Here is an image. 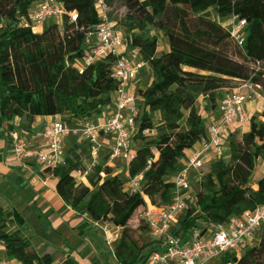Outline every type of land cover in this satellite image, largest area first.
I'll use <instances>...</instances> for the list:
<instances>
[{
  "label": "trees",
  "instance_id": "1",
  "mask_svg": "<svg viewBox=\"0 0 264 264\" xmlns=\"http://www.w3.org/2000/svg\"><path fill=\"white\" fill-rule=\"evenodd\" d=\"M36 1L0 0V125L17 117L31 124L36 116H60L71 125L97 121L115 101L119 86L112 77L114 53L84 64L87 36L100 22L97 0H60L62 22L33 32L24 23ZM106 2L110 8V0ZM122 2L124 44L138 51L153 72L151 82L136 91L139 115L131 137L136 157L128 171L117 173L107 164L110 152L105 151L88 177L89 186L74 175L86 165L77 147L70 150L65 165L44 168V173L58 178V194L74 209L83 208L93 220L109 221L119 229L114 254L120 264H146L159 241L145 223L129 225L144 199L131 193L127 182L142 175V191L156 206L169 205L181 160L206 136L209 118L220 117L219 102L231 92L226 91L231 82L251 81L264 94V0ZM233 14L247 21L243 46L223 24ZM148 27L164 32L167 53L157 54L159 41ZM200 97L205 100L202 111L197 109ZM260 115L262 119L251 117L240 138L230 133L225 146L228 163L220 158L201 179H192L194 200L178 216L174 234L187 238L193 229L210 234L230 217L264 204V174L257 178L256 188L251 182L258 160H264V111ZM154 130L157 134L151 135ZM88 153L91 157V150ZM0 245L5 259L16 264L53 263L50 254L41 255L23 234L18 213L1 206ZM61 264L78 263L68 257ZM204 264H264V230L240 254L226 251Z\"/></svg>",
  "mask_w": 264,
  "mask_h": 264
},
{
  "label": "built area",
  "instance_id": "2",
  "mask_svg": "<svg viewBox=\"0 0 264 264\" xmlns=\"http://www.w3.org/2000/svg\"><path fill=\"white\" fill-rule=\"evenodd\" d=\"M97 10L100 22L87 36L88 51L84 64L90 65L108 53L117 56L112 71V77L119 83L114 113L104 121L86 119L75 125L55 116L44 130L43 148H34L30 142L13 133L14 153L19 160H34L43 168L65 165V141L70 136L86 139L91 145V156L96 157L103 135L110 136L113 141L107 163L109 166L113 167L120 161L123 169L128 171L131 161L135 159L136 152L132 148L131 137L139 115V97L130 87L140 69L146 64L139 59L138 51H129L126 48L124 33L112 20L106 0H97ZM63 16L64 9L60 0H37L24 25L37 32L46 20L51 18L60 23ZM71 17L76 20L77 13L72 12ZM223 24L235 42L243 46L247 21L233 14L226 18ZM249 99L260 101V109L264 110V94L260 86L251 81L241 82L233 91L223 96L218 106L220 117L209 118L206 136L189 149L185 164L174 178V195L169 205L158 207L151 201L141 189L142 175L129 178L127 189L131 193H140L144 199L143 205L137 211L151 235L159 241L148 255L146 264H204L226 251L241 253L244 248L255 244L256 239H259L260 232L264 230V204L253 211L247 210L241 215L230 217L225 223L216 225L210 234L193 229L187 238H182L172 232L178 216L194 200L189 194L192 179H201L205 165L225 153L232 126L250 124L251 116L244 108ZM90 169L91 166L86 164L85 168L74 170L76 179L80 182L81 177L89 174ZM111 226L114 225L109 221L102 222V229L109 244L119 238V233L111 232ZM0 264L16 263L0 255Z\"/></svg>",
  "mask_w": 264,
  "mask_h": 264
},
{
  "label": "crops",
  "instance_id": "3",
  "mask_svg": "<svg viewBox=\"0 0 264 264\" xmlns=\"http://www.w3.org/2000/svg\"><path fill=\"white\" fill-rule=\"evenodd\" d=\"M149 66L144 65L131 84L133 92L143 86L149 73ZM261 102L249 99L245 102V111L248 115L261 113ZM116 109L115 102L107 107L105 113L98 118L104 121L111 117ZM55 116H36L32 123L28 124L22 118H15L0 125V206L18 213L23 234L30 238L38 251L37 243L44 244V254L57 259L52 264H61L68 257L73 258L78 264H120L115 258V243L109 244L102 229V222L95 221L83 209H74L64 201L57 192L58 178L51 173H44V168L34 160H19L14 153L12 134L16 133L20 138L31 143L34 148H43L45 144L44 130ZM26 122V127L22 123ZM82 121H79L80 123ZM77 123V124H78ZM12 126V127H11ZM237 127L246 131L243 126L235 124L229 132H234ZM112 138L103 135L100 139V150L96 157L84 159L85 164L90 165L89 174L81 177L80 182L90 185L88 177L93 174L94 168L101 160V154L111 152ZM77 147V151L91 150L90 143L82 138L70 136L65 141L67 156H71L70 150ZM190 150L186 151L185 158L181 160V166L186 162ZM82 155V154H81ZM83 156V155H82ZM117 165V164H116ZM115 168V172L123 167ZM105 174L101 172V175ZM175 178V177H174ZM135 216L130 220L138 227L143 221L136 210ZM113 234L119 233V229L111 226ZM153 239H156L152 236ZM157 240V239H156ZM2 257L6 258L5 247L0 245ZM39 252V251H38ZM17 263L16 260H12Z\"/></svg>",
  "mask_w": 264,
  "mask_h": 264
},
{
  "label": "rangeland",
  "instance_id": "4",
  "mask_svg": "<svg viewBox=\"0 0 264 264\" xmlns=\"http://www.w3.org/2000/svg\"><path fill=\"white\" fill-rule=\"evenodd\" d=\"M110 8H111V17L112 19L117 23V25H121V29L123 31V33L125 34L126 33V30H125V27L122 25V21H124V17H125V13H126V10H125V7H124V4L122 2V0H110ZM55 19H48L44 22V24L40 27V31L43 30V28L46 26V25H49V24H52V23H55ZM62 22V19L60 20V23ZM149 29V33L150 35H153V36H156L158 38V41H159V46H158V50H157V54L158 55H162V54H165L168 52L169 50V42H168V38L165 36L164 32L155 28V27H148ZM149 73L148 74V77L146 79V82L144 84V86L148 83L151 82V80L153 79V72H152V69L151 67L149 66ZM241 84V82H238V81H232L231 82V86L229 88L226 89L227 92H230V91H233L236 87H238L239 85ZM205 104V100L200 97L199 99V103L197 104V109L199 111H202V107L204 106ZM264 111V110H263ZM261 111V113L263 112ZM260 113V114H261ZM205 115H207L205 113ZM258 119H262V118H258ZM155 123L157 124V115H156V120H155ZM249 126V124H246V125H243L244 129H247ZM244 132V130H242L240 127H237L234 131V135H236L238 138H240L241 134ZM152 134L151 135H155L157 134V130H154V132H151ZM81 154L90 160V155L87 151H82ZM222 158L226 163H228L230 161V158H229V155L228 153H224L222 156H219V157H216L215 159H213L211 162L207 163L205 165V168L203 170L204 174L205 173H208L211 169V165L212 163H214L215 161H217L218 159ZM117 167H121V162L120 161H117L116 163ZM95 169V168H94ZM120 173H122V169L119 170ZM264 174V160L262 159H259L258 162H257V167L255 169V172L253 174V177L251 179V182H252V185L254 188H256V181H257V178L260 176V175H263ZM194 193V190L191 188L190 191H189V194L190 195H193ZM137 212H135L132 216V218L135 216ZM136 222V221H135ZM134 221H131L130 222V226L132 228H135V226L133 224H135ZM142 223H144V221H141ZM258 241V239H256V242ZM37 246H38V251L39 253L42 255L43 252H44V244L42 243H37ZM240 254V253H238ZM52 258H54V260L57 259V255L55 254V256H53ZM113 261V264H115V259H112ZM112 264V263H111Z\"/></svg>",
  "mask_w": 264,
  "mask_h": 264
}]
</instances>
